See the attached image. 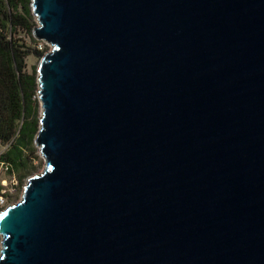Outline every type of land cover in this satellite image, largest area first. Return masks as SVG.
Wrapping results in <instances>:
<instances>
[{"label":"water","instance_id":"95a60500","mask_svg":"<svg viewBox=\"0 0 264 264\" xmlns=\"http://www.w3.org/2000/svg\"><path fill=\"white\" fill-rule=\"evenodd\" d=\"M44 172L0 264H264V0H32Z\"/></svg>","mask_w":264,"mask_h":264},{"label":"trees","instance_id":"16d2710c","mask_svg":"<svg viewBox=\"0 0 264 264\" xmlns=\"http://www.w3.org/2000/svg\"><path fill=\"white\" fill-rule=\"evenodd\" d=\"M31 4L32 0H0V147H6L0 164L19 179V187L32 172L27 162L36 154L40 130L38 74L27 72L26 59L34 53L40 58L45 55L15 38L19 30L35 41Z\"/></svg>","mask_w":264,"mask_h":264},{"label":"rangeland","instance_id":"374dc122","mask_svg":"<svg viewBox=\"0 0 264 264\" xmlns=\"http://www.w3.org/2000/svg\"><path fill=\"white\" fill-rule=\"evenodd\" d=\"M33 14V12H32ZM33 23L35 24V27L37 26V19L36 17L33 15ZM34 37V36H33ZM15 38L16 39H20L22 40L23 44L25 46H27L28 48H30L32 51L37 50L39 52H42L41 49L39 48L40 44H43V47H47L42 41H38L37 39H35V41L32 39V37L28 34L25 33L24 31H17V33L15 34ZM47 51H49L48 48L44 49V54L47 53ZM43 57H37L34 54H31L27 59H26V65H27V72L29 74H34L37 73L38 74V69L41 63ZM38 99V96H37ZM38 106H39V110H38V117L39 119H41L42 116V107L40 104V101L38 99ZM35 148L36 150V154L34 155H30L29 156V160L27 162L28 165V170L32 171L30 172V175L26 178V180L22 183V185H20L19 189L17 190L16 193H14V195L10 198L9 200V205H13V204H17L18 202H20L21 197H22V192H23V187L27 184V182L29 181L30 178L35 177L37 175H41L44 172V165H45V159L44 157L41 155L40 149L36 146L35 143ZM6 149V147H0V155L2 152H4ZM18 178L16 176L10 175L8 173V171H6L4 168L1 167L0 165V191L1 188L3 186V182H7L8 183V187L11 186V183L13 180H17ZM1 249H2V237L0 236V257H1Z\"/></svg>","mask_w":264,"mask_h":264},{"label":"built area","instance_id":"2783aa9c","mask_svg":"<svg viewBox=\"0 0 264 264\" xmlns=\"http://www.w3.org/2000/svg\"><path fill=\"white\" fill-rule=\"evenodd\" d=\"M43 42V41H42ZM47 47H43V44H40L39 48L41 49V51L43 52L44 49L48 48L49 51L51 50V46H49L47 43L43 42ZM47 51V53L49 52ZM46 53V54H47ZM45 56V55H44ZM2 168H4L6 171H8V167L4 164H0ZM3 186L1 188L0 191V208H4L6 209L9 205V200L10 198L14 195V193L17 192V190L19 189V182H17L16 180H13L11 183V186L8 187V183L5 181L3 182ZM28 184V182H27ZM27 184L23 187V192L25 187L27 186ZM22 192V195H23ZM22 198V197H21ZM3 209V210H4Z\"/></svg>","mask_w":264,"mask_h":264},{"label":"bare ground","instance_id":"6f19581e","mask_svg":"<svg viewBox=\"0 0 264 264\" xmlns=\"http://www.w3.org/2000/svg\"><path fill=\"white\" fill-rule=\"evenodd\" d=\"M42 112H43V110H42Z\"/></svg>","mask_w":264,"mask_h":264}]
</instances>
